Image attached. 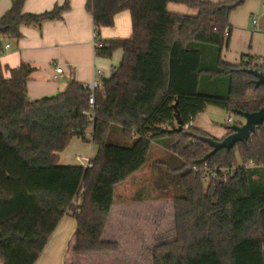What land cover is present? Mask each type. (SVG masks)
<instances>
[{
    "label": "trees",
    "instance_id": "obj_1",
    "mask_svg": "<svg viewBox=\"0 0 264 264\" xmlns=\"http://www.w3.org/2000/svg\"><path fill=\"white\" fill-rule=\"evenodd\" d=\"M235 1L86 0L98 37L116 13L127 10L131 17L128 37L100 38L97 55L121 49L122 58L101 79L92 107L90 90L79 81L30 100L34 68L6 67L8 77L0 69V264H35L66 213L76 221L71 251L116 250L114 241L102 239L115 188L147 165L154 145L170 155L161 164L179 192L173 197L175 237L153 248V264H264V124L246 142L215 153L200 140L209 134L190 125L207 105L232 114L264 106V84L256 86L243 70L264 72V57L222 58ZM24 2L12 0L0 16V52L5 37L21 36L22 25L60 19L70 7L65 0L27 13ZM169 2L196 13L170 12ZM176 110L181 131L172 130ZM73 137L95 147L91 167L59 164L58 153ZM204 163L234 170L225 181L205 180L194 171ZM145 199L138 193L134 200Z\"/></svg>",
    "mask_w": 264,
    "mask_h": 264
},
{
    "label": "crops",
    "instance_id": "obj_2",
    "mask_svg": "<svg viewBox=\"0 0 264 264\" xmlns=\"http://www.w3.org/2000/svg\"><path fill=\"white\" fill-rule=\"evenodd\" d=\"M64 1L25 0L23 10L27 13H41L51 10L55 4L60 5ZM68 1L70 7L62 13L60 19L45 20L38 25H22L19 38L5 37L2 40L3 47L9 44L7 49L0 52V69H2L5 77L10 75L9 71L5 69L6 67L15 68L22 63H27L34 68L27 80V96L30 100L54 95L64 90L67 82L71 79L86 84L93 80L108 78L113 68L118 65L122 58L121 49H116L109 57L97 55L94 52L93 18L91 13L85 9L86 0ZM203 1L219 3L228 0ZM11 2L12 0H0V16L9 9ZM241 4H244L241 14L236 10L229 15L231 31L228 44L222 50V58L231 63H238L244 54L264 57V0H244ZM167 10L179 14L196 13L195 10L188 8L186 5L174 2L167 4ZM239 14L242 19H239ZM253 19H256V22H253ZM130 34V13L123 10L115 14L113 26L100 29L99 38L102 40L125 38ZM57 66L62 67L63 72L61 77L54 78ZM79 140L83 141L80 138L73 137L70 142H73L74 145L70 147L69 142L65 149L58 153L59 164L80 165L76 158L80 155L75 154V149L82 146L78 143ZM91 145L93 146L92 143ZM94 152L91 150L89 156H80L82 161L90 159ZM144 167L132 175L142 172ZM118 186L119 184L115 188V195ZM138 193H141L143 197L154 200V195L144 194L142 186L131 195L130 200H125L123 197L118 200L115 196V202L102 233L103 240L118 242V235H114L115 232L112 229H131L134 227L139 228L140 233L134 238H128V241L133 242V244L142 241L141 233L144 223H142V219L138 218L137 209L139 208L138 205L149 199L134 200ZM118 209H120L121 219L118 220L119 222L112 221L114 213L118 212ZM129 212L132 213L131 217L128 216ZM75 230V218L68 213L64 214L35 264H72L69 260V245L72 242Z\"/></svg>",
    "mask_w": 264,
    "mask_h": 264
},
{
    "label": "rangeland",
    "instance_id": "obj_3",
    "mask_svg": "<svg viewBox=\"0 0 264 264\" xmlns=\"http://www.w3.org/2000/svg\"><path fill=\"white\" fill-rule=\"evenodd\" d=\"M243 5L239 4L231 12L237 10L241 14ZM240 14L239 19H242ZM228 114L229 112L222 108L207 105L204 111L198 113L191 121V125L203 129L210 136L219 139L228 132ZM242 120L239 115L232 114L231 122H241ZM75 141L77 140L75 139ZM78 143L82 146L79 149H75V154L83 157L89 156L91 150L94 152V147L90 142L79 140ZM69 145L72 147L74 143L70 142ZM167 153V150L163 147L154 145L150 153V160L143 171L130 176L119 184L116 189L115 196L118 200L122 197L125 200H130L131 195L141 186L144 188L145 195H154V200L149 199L138 205V218L142 219V223H144L141 233L142 241L137 244L128 241V238H134L139 235V228H115L112 230L115 232L114 235H118V242L114 241L117 244L116 250L110 252L75 253L69 248V260L72 264H153V248L160 243L172 240L176 234L173 197L179 192V188L168 166L161 164L162 161L170 156ZM195 168L198 167H194V171ZM151 173L153 174L151 175ZM150 175L152 176L151 180ZM202 178L208 179V177ZM155 197L158 198L156 199ZM131 214L129 212L128 216L131 217ZM133 214L135 213L133 212ZM120 216V209H118V212L114 213L112 221L119 222ZM123 216L125 218V213Z\"/></svg>",
    "mask_w": 264,
    "mask_h": 264
},
{
    "label": "water",
    "instance_id": "obj_4",
    "mask_svg": "<svg viewBox=\"0 0 264 264\" xmlns=\"http://www.w3.org/2000/svg\"><path fill=\"white\" fill-rule=\"evenodd\" d=\"M244 0H236L234 5L241 4ZM244 71L252 74L255 77V85L264 84V72L259 71L256 68H244ZM176 109V103L174 104ZM236 114L242 117L241 122H233L229 124L228 130L230 131L227 135L222 138H214L210 135L202 136L200 140L206 142L211 148V153L226 148L230 149L236 142H246L251 135L254 134L256 128L264 124V106L256 111H236ZM176 125L172 129L173 131H181L183 128L182 120L180 119L179 112H175Z\"/></svg>",
    "mask_w": 264,
    "mask_h": 264
},
{
    "label": "built area",
    "instance_id": "obj_5",
    "mask_svg": "<svg viewBox=\"0 0 264 264\" xmlns=\"http://www.w3.org/2000/svg\"><path fill=\"white\" fill-rule=\"evenodd\" d=\"M253 22H256V19H253ZM101 46H102V42H101L100 38L94 33V36H93V50H94V52L96 53L97 49L100 48ZM8 47H9V44H6V45H4L3 49L5 50ZM55 72L56 73L54 75V78L61 77L62 72H63L62 67L57 66L55 69ZM84 85L87 89L90 90L88 103L92 107L94 105V102H95L94 92L101 88V86H102L101 80H93V81L86 83ZM92 118L93 117L91 116V119ZM231 121H232V113H229L228 117H227V124L233 123ZM190 125H191V123H190ZM76 158L80 162V165H82L83 167H85V168L91 167L90 159H86V160L82 161V157L77 156ZM248 166H254L253 162L250 161L248 163ZM233 170L234 169L232 167H220V166H218V167L210 168L207 166L206 163H204L201 168H195V172L202 174V177L218 178L219 180H222V181H225L227 176L230 175L233 172ZM78 202H79V199L77 197L73 199V203H78Z\"/></svg>",
    "mask_w": 264,
    "mask_h": 264
}]
</instances>
